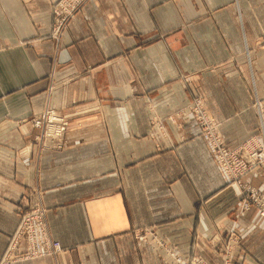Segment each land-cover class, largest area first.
Returning <instances> with one entry per match:
<instances>
[{
    "label": "crops",
    "instance_id": "crops-1",
    "mask_svg": "<svg viewBox=\"0 0 264 264\" xmlns=\"http://www.w3.org/2000/svg\"><path fill=\"white\" fill-rule=\"evenodd\" d=\"M52 1L0 0V258L27 189L40 187L66 252L13 264H176L133 227L211 264L223 255L210 239L239 228L235 264H264V218L254 207L241 215L196 128L186 124L183 140L168 119L199 93L225 126L243 122L224 127L230 144L255 131L244 83L264 97V0H91L59 41L42 37ZM149 100L164 126L155 137ZM46 105L73 117L63 150L29 140ZM247 179L264 189V170Z\"/></svg>",
    "mask_w": 264,
    "mask_h": 264
},
{
    "label": "rangeland",
    "instance_id": "rangeland-1",
    "mask_svg": "<svg viewBox=\"0 0 264 264\" xmlns=\"http://www.w3.org/2000/svg\"><path fill=\"white\" fill-rule=\"evenodd\" d=\"M91 0H53L51 3V10L53 14V25L49 33L42 37L54 39L59 41L65 34L71 21L74 17L82 13L86 5ZM264 49V35L259 37L255 50ZM247 59L249 60L250 52L246 51ZM49 85L47 86L48 94L56 87L55 82V67L50 74ZM187 83H190V77H183ZM245 89L251 93V102L249 108L257 117V123L254 126L255 131L252 133L243 132L241 141L236 145L228 142L225 136L224 127H240L243 129V122L237 125L225 126L223 118L213 113L207 105L205 97L199 93L195 94L190 100L178 111L168 117L172 123L170 127H178L181 131V139H185L184 127L189 124L190 127H195L193 138H201L205 141L213 157L219 172L228 186L235 189V194L238 197L240 204V213L245 215L254 207L257 209L258 216L264 218V189L251 183L247 177L260 170H264V97H262L256 84L252 82L244 83ZM47 94V95H48ZM148 106L153 113L150 116V126L152 136L158 135L155 127H164L162 120L156 115V107L152 100L148 101ZM63 121L58 122L57 117ZM72 116L66 114L57 108L49 105L45 106L42 114L30 118L31 127L33 128L31 134H28L29 140L37 144L39 150H63L69 144L68 131L71 127ZM243 120V118H242ZM65 127L64 133L60 136L55 134L57 127ZM169 126V125H168ZM248 127V126H246ZM230 131H233L231 129ZM227 135V134H226ZM50 139L51 141H47ZM57 143H52V142ZM256 141L254 145L248 150L249 143ZM248 148V149H247ZM223 155H230L231 157H222ZM252 157V160L249 158ZM245 165V170L244 168ZM241 166V167H240ZM40 187H30L24 195L26 204L18 211L19 221L15 231L9 235L6 249L4 250L0 264H13L17 260L26 258H37L46 255H63L66 249L60 241L54 239L50 232V227L47 219V208L42 199V190ZM40 224L46 228V236L48 241L53 245L59 243L60 252L54 253L51 248L49 253L35 254L34 251H42L38 244L36 249L32 247V239L36 238L39 242H47L45 234H39L36 230H31L26 227L29 223ZM36 227V226H35ZM131 234L139 241H144L147 244L155 243L159 248L166 251L169 257L176 264H211L207 259L200 254L194 253L190 257H185L179 250L178 245L171 244L164 237H161L154 227H133ZM243 231L239 228H232L226 235L217 238L214 235L210 239V244L214 248H218L223 255V264H235L234 252L238 245L243 241ZM194 248L199 247V237L195 238Z\"/></svg>",
    "mask_w": 264,
    "mask_h": 264
},
{
    "label": "built area",
    "instance_id": "built-area-1",
    "mask_svg": "<svg viewBox=\"0 0 264 264\" xmlns=\"http://www.w3.org/2000/svg\"><path fill=\"white\" fill-rule=\"evenodd\" d=\"M57 120H58V122L63 121V119L60 118V115H58ZM65 129H66L65 127H61V126L60 127H57L56 128V131H54V133L55 134L59 133L58 135L61 136L64 133ZM47 141H51V140L50 139H47ZM52 143H57V142L54 141ZM254 145H257V142L256 141H253V142L249 143V145H248V148L249 149L248 148L247 149L250 150ZM222 157L223 158L224 157H228L229 158L231 156L230 155H223L220 158L222 159ZM249 159L252 160V157H250ZM243 166H244V168H242V169L245 170V165H243ZM26 227H28V228L30 227L31 230L38 231L39 234H41L43 232L45 234V236H46V228L43 225H40V224H34L33 225V223L31 222V223H29V225L26 224ZM46 240H47V242H39L36 238H33L32 239V247H33V249H36L37 246H38V244H39L40 245V249L42 250V251H39V250L38 251H34L33 250V252L35 254L39 253V255H41V254L49 253L50 249L53 248L54 249L53 252L58 254V252H60V250H61L60 244L59 243H54L52 245L48 241L47 236H46Z\"/></svg>",
    "mask_w": 264,
    "mask_h": 264
},
{
    "label": "clouds",
    "instance_id": "clouds-1",
    "mask_svg": "<svg viewBox=\"0 0 264 264\" xmlns=\"http://www.w3.org/2000/svg\"><path fill=\"white\" fill-rule=\"evenodd\" d=\"M122 133H123L124 136H128L129 135L128 128L127 127L122 128Z\"/></svg>",
    "mask_w": 264,
    "mask_h": 264
}]
</instances>
